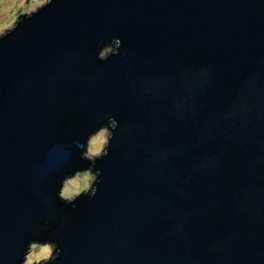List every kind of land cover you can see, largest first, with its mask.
<instances>
[{"label":"water","instance_id":"water-1","mask_svg":"<svg viewBox=\"0 0 264 264\" xmlns=\"http://www.w3.org/2000/svg\"><path fill=\"white\" fill-rule=\"evenodd\" d=\"M21 21L0 55V264L33 240L51 264H264V0H55ZM108 116L73 208L62 180Z\"/></svg>","mask_w":264,"mask_h":264},{"label":"clouds","instance_id":"clouds-1","mask_svg":"<svg viewBox=\"0 0 264 264\" xmlns=\"http://www.w3.org/2000/svg\"><path fill=\"white\" fill-rule=\"evenodd\" d=\"M55 0H0V55L3 53V42L14 32L22 22L21 18L31 19L42 9L52 5ZM122 47V41L119 38H113L111 43L105 44L98 52L97 59L106 61L109 57L119 55ZM207 76L208 72L205 71ZM250 86L255 85V78L249 81ZM242 111H233L225 116L235 117L236 115L246 114L251 109L247 107L246 102L241 101ZM118 127V121L112 117H107V123L100 126L97 130L89 134L86 142V150L81 152V159L89 162V167L83 170H76L74 174L66 176L61 183L58 192V198L67 205L76 207V201L86 196L94 198L98 191L96 185L98 178L101 176V170L96 168V161L104 158L109 154L110 142L114 136V130ZM167 158L166 153H162ZM201 167H204L202 164ZM219 251V249H212ZM61 255V251L55 242L45 240L40 242L33 240L28 243L24 254L22 264H51Z\"/></svg>","mask_w":264,"mask_h":264}]
</instances>
